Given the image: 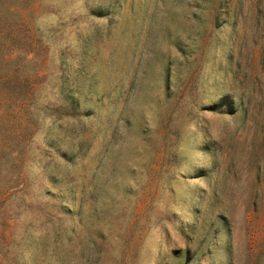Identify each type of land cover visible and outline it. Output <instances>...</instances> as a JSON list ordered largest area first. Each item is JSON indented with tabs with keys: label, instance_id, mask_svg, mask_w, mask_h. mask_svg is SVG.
<instances>
[{
	"label": "rangeland",
	"instance_id": "rangeland-1",
	"mask_svg": "<svg viewBox=\"0 0 264 264\" xmlns=\"http://www.w3.org/2000/svg\"><path fill=\"white\" fill-rule=\"evenodd\" d=\"M0 264H264V0H0Z\"/></svg>",
	"mask_w": 264,
	"mask_h": 264
}]
</instances>
